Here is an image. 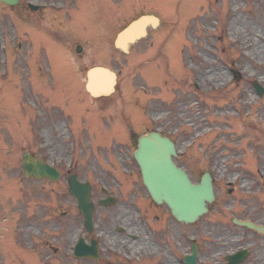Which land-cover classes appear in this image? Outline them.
<instances>
[{
	"label": "rangeland",
	"instance_id": "1",
	"mask_svg": "<svg viewBox=\"0 0 264 264\" xmlns=\"http://www.w3.org/2000/svg\"><path fill=\"white\" fill-rule=\"evenodd\" d=\"M100 1L102 6L104 0ZM129 3L126 14L123 9L119 11L121 18L131 15L135 20L142 15H155L161 20V27L151 30L130 53L113 45L86 50L81 64L61 60V52H57V62L53 63L48 52L56 54L54 49L49 51L46 47L42 54L27 40L15 49V38L20 39L26 29L18 24L16 36L14 21L7 14L1 21L0 217L11 222L23 218L24 222L18 225L20 231L15 228L13 234H33L25 227L33 213L37 216V211H42L33 207L52 201L54 207L61 206L68 212L67 232L69 240L73 239L71 229L79 223V212L75 199L63 193L61 185H65L68 173H75L82 181L90 180L98 193L103 187H116L112 175L104 176L100 169L107 161L108 171L115 173L116 166L110 161L119 149L116 131L122 128L123 137L128 134L123 120L114 116L129 104H134L128 111L132 125L158 128L175 138L179 164L194 180L216 166L218 188L231 181L236 190L226 201L244 196L245 202L252 197L264 204V96L260 97L253 88L255 82L264 87V0ZM111 4L114 6L113 1ZM2 31L9 43L7 67L3 63ZM113 36L114 33L111 40ZM23 37L31 35L26 33ZM45 54L51 58L50 64L46 63ZM105 65L118 74L116 93L100 102L93 101L85 90L86 72ZM151 77L153 81L149 80ZM165 83L166 88H162ZM71 90L74 96L70 95ZM24 151L61 166L60 183L25 178L21 168ZM247 160L258 165L257 173L255 164L246 168L249 173L244 170ZM243 180L249 181V186L241 187ZM222 196L225 193L219 200ZM106 213L108 219L113 215L112 210ZM7 224L0 222V234L7 233ZM205 224L202 221V227H197L201 228L200 233L206 231ZM47 233L54 236L58 230L50 227ZM181 233L182 238L187 234L183 228ZM187 252L182 249L181 257ZM1 256L0 250V260ZM13 259L15 264H22Z\"/></svg>",
	"mask_w": 264,
	"mask_h": 264
},
{
	"label": "flooded vegetation",
	"instance_id": "2",
	"mask_svg": "<svg viewBox=\"0 0 264 264\" xmlns=\"http://www.w3.org/2000/svg\"><path fill=\"white\" fill-rule=\"evenodd\" d=\"M111 3L104 0L101 6L100 0H18L16 5L7 6L0 1V24L4 22L5 14L15 17L29 25L33 44L40 50L45 51L46 47L49 51L61 49V60L81 64L87 55L86 50H98L101 45L107 47L111 43V34H117L131 21L128 18L131 16L125 15V20L121 18ZM30 5L36 8L32 9ZM124 13H127V4ZM78 48L82 49L81 53H77ZM48 53L56 63L57 52ZM50 57L45 58L51 61ZM129 129L128 137H121L122 128L116 131L119 149L110 161L116 166L115 173L108 171L107 161L100 169L104 176L112 175L118 201L110 208L97 209L100 214L94 232L85 233L83 224L79 222L71 229L74 241L69 240L68 212L62 211L58 216L61 207H57L55 212L50 204L42 203L44 211H37V216L33 213L25 227L33 234L12 233L15 228L20 231L18 225L24 220L10 221L9 233L0 234V264H6L11 256L22 264H182V248H188L190 253L195 248L198 264H264V233L238 224L239 221H249L264 226V207L261 208L264 204L253 200L245 202L242 198L217 201L223 192L235 195L232 182L228 181L225 188L216 192V201L203 219L206 231L199 232L201 228L197 227L201 223L198 222L188 227V234L182 240L181 223L164 205H157L140 183L141 171L133 156L137 138L132 136L133 129ZM178 160L179 157L177 163ZM214 171L216 166H213ZM215 180L218 182L216 177ZM227 195L222 198L227 199ZM224 205L227 207L222 210ZM109 210L113 215L108 219L106 212ZM50 227H55L58 233L54 236L48 234ZM23 237L26 239L22 240ZM76 237L84 238L89 246L95 241V255L74 257ZM25 242H31L29 250ZM235 255L237 257L233 260L229 259Z\"/></svg>",
	"mask_w": 264,
	"mask_h": 264
},
{
	"label": "water",
	"instance_id": "3",
	"mask_svg": "<svg viewBox=\"0 0 264 264\" xmlns=\"http://www.w3.org/2000/svg\"><path fill=\"white\" fill-rule=\"evenodd\" d=\"M3 1L13 3L14 0ZM149 23L155 25L156 19L143 17L134 22L118 36L117 47L127 52L130 43L145 35ZM115 79V74L107 69H92L88 73L87 90L93 96L109 95L114 90ZM255 88L259 95L264 94V88L260 85L255 84ZM175 155L174 144L156 132L140 137L139 147L135 152L142 169L144 184L152 198L157 203H166L179 221L193 223L207 213V205L214 201L212 178L206 174L200 184H192L188 175L174 165L172 156ZM23 159L22 168L26 177L49 178L54 181L59 178V173L38 157L24 153ZM70 185V193L78 199L86 223L91 227L94 208L90 203V189L87 184L78 182L75 177L71 178ZM186 260L187 264H196L195 257H187Z\"/></svg>",
	"mask_w": 264,
	"mask_h": 264
},
{
	"label": "bare ground",
	"instance_id": "4",
	"mask_svg": "<svg viewBox=\"0 0 264 264\" xmlns=\"http://www.w3.org/2000/svg\"><path fill=\"white\" fill-rule=\"evenodd\" d=\"M232 32L236 33L235 31L231 30ZM248 184V185H247ZM249 181L243 180V182L241 183V187H247L249 186Z\"/></svg>",
	"mask_w": 264,
	"mask_h": 264
}]
</instances>
